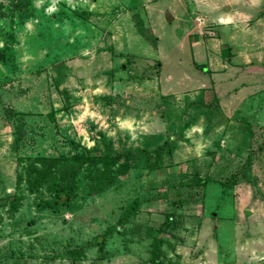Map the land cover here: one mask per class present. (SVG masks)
<instances>
[{"label": "rangeland", "instance_id": "374dc122", "mask_svg": "<svg viewBox=\"0 0 264 264\" xmlns=\"http://www.w3.org/2000/svg\"><path fill=\"white\" fill-rule=\"evenodd\" d=\"M0 264H264V0H0Z\"/></svg>", "mask_w": 264, "mask_h": 264}, {"label": "trees", "instance_id": "16d2710c", "mask_svg": "<svg viewBox=\"0 0 264 264\" xmlns=\"http://www.w3.org/2000/svg\"><path fill=\"white\" fill-rule=\"evenodd\" d=\"M36 163H41V166H35ZM100 163H103V166H100ZM117 163V159L109 154H81L56 159L39 157L33 161L29 170L30 174L36 173L35 180L30 183L42 182L49 186L53 185L55 195L49 205L58 208L67 205L76 195L77 177L84 165H88L92 172H96L94 177L98 181L93 186V191L98 192L110 183L112 167Z\"/></svg>", "mask_w": 264, "mask_h": 264}, {"label": "water", "instance_id": "95a60500", "mask_svg": "<svg viewBox=\"0 0 264 264\" xmlns=\"http://www.w3.org/2000/svg\"><path fill=\"white\" fill-rule=\"evenodd\" d=\"M167 18H168V20H170V19L172 18V16H171V15H169V16H167Z\"/></svg>", "mask_w": 264, "mask_h": 264}, {"label": "crops", "instance_id": "0c3cea01", "mask_svg": "<svg viewBox=\"0 0 264 264\" xmlns=\"http://www.w3.org/2000/svg\"><path fill=\"white\" fill-rule=\"evenodd\" d=\"M216 6H217V5H216ZM226 8H228V6H226ZM201 54H203V53L201 52ZM205 57H206V56H205ZM227 67H228V66H227ZM230 68H231V67H230ZM230 68H229V69H230Z\"/></svg>", "mask_w": 264, "mask_h": 264}]
</instances>
